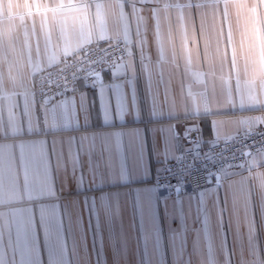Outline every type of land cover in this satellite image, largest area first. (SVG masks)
I'll return each instance as SVG.
<instances>
[{
    "label": "crops",
    "instance_id": "obj_1",
    "mask_svg": "<svg viewBox=\"0 0 264 264\" xmlns=\"http://www.w3.org/2000/svg\"><path fill=\"white\" fill-rule=\"evenodd\" d=\"M123 39L96 86L34 80ZM264 124V0H0V264H264V150L203 190L153 179Z\"/></svg>",
    "mask_w": 264,
    "mask_h": 264
},
{
    "label": "built area",
    "instance_id": "obj_2",
    "mask_svg": "<svg viewBox=\"0 0 264 264\" xmlns=\"http://www.w3.org/2000/svg\"><path fill=\"white\" fill-rule=\"evenodd\" d=\"M130 45L123 39L94 42L81 47L57 67L38 73L34 95L38 103L52 102L74 92L80 83L96 86L102 75H111L128 56ZM186 146L175 159L165 161L153 183L170 194L199 191L216 176L243 167L248 157L264 150V124L224 140L205 143L199 128L184 137Z\"/></svg>",
    "mask_w": 264,
    "mask_h": 264
},
{
    "label": "water",
    "instance_id": "obj_3",
    "mask_svg": "<svg viewBox=\"0 0 264 264\" xmlns=\"http://www.w3.org/2000/svg\"><path fill=\"white\" fill-rule=\"evenodd\" d=\"M216 177H218V176H216ZM178 193H180V191H178Z\"/></svg>",
    "mask_w": 264,
    "mask_h": 264
}]
</instances>
